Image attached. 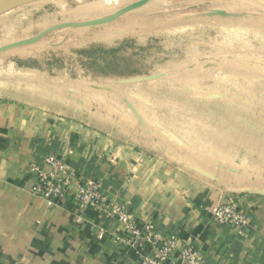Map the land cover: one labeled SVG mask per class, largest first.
Masks as SVG:
<instances>
[{
	"label": "rangeland",
	"instance_id": "rangeland-1",
	"mask_svg": "<svg viewBox=\"0 0 264 264\" xmlns=\"http://www.w3.org/2000/svg\"><path fill=\"white\" fill-rule=\"evenodd\" d=\"M11 98L168 192L264 202V0H26L0 12Z\"/></svg>",
	"mask_w": 264,
	"mask_h": 264
},
{
	"label": "crops",
	"instance_id": "crops-1",
	"mask_svg": "<svg viewBox=\"0 0 264 264\" xmlns=\"http://www.w3.org/2000/svg\"><path fill=\"white\" fill-rule=\"evenodd\" d=\"M33 104L0 101V264H143L147 255L128 249L121 224L93 206L78 223L69 196L48 203L32 195L31 167L45 168L46 155L65 161L78 179L98 181L109 207L123 206L139 228L150 224L189 243L208 264H264V202L241 196L239 209L249 219L241 234L202 208L210 202L203 203L206 192H168L133 161L101 156L95 137L85 139L84 130Z\"/></svg>",
	"mask_w": 264,
	"mask_h": 264
},
{
	"label": "built area",
	"instance_id": "built-area-1",
	"mask_svg": "<svg viewBox=\"0 0 264 264\" xmlns=\"http://www.w3.org/2000/svg\"><path fill=\"white\" fill-rule=\"evenodd\" d=\"M42 164L31 167L34 181L29 191L50 203L52 198L69 196L77 207L76 221L81 222L83 212L93 206L98 212L111 216L122 226V242L128 249L147 250L143 264H208L189 243L180 244L172 235L154 229L150 224L139 228L123 206L109 208L102 198L100 185L94 180H75L74 170L53 155L42 158ZM234 198L204 205L205 211L218 224L233 226L239 233L246 232L249 219L235 205ZM175 257L172 258V255Z\"/></svg>",
	"mask_w": 264,
	"mask_h": 264
},
{
	"label": "water",
	"instance_id": "water-1",
	"mask_svg": "<svg viewBox=\"0 0 264 264\" xmlns=\"http://www.w3.org/2000/svg\"><path fill=\"white\" fill-rule=\"evenodd\" d=\"M26 0H0V12Z\"/></svg>",
	"mask_w": 264,
	"mask_h": 264
},
{
	"label": "bare ground",
	"instance_id": "bare-ground-1",
	"mask_svg": "<svg viewBox=\"0 0 264 264\" xmlns=\"http://www.w3.org/2000/svg\"><path fill=\"white\" fill-rule=\"evenodd\" d=\"M9 29V28H8ZM10 30V29H9ZM9 30H7V31H9ZM8 34V33H7ZM10 34H11V32H10ZM8 36V35H7ZM5 38V37H4ZM10 39V38H9ZM14 39V38H13ZM8 41V40H7ZM2 42H5L4 40L2 41ZM3 44V43H2ZM12 45H13V43H11ZM8 45V44H7ZM5 46V45H4Z\"/></svg>",
	"mask_w": 264,
	"mask_h": 264
}]
</instances>
